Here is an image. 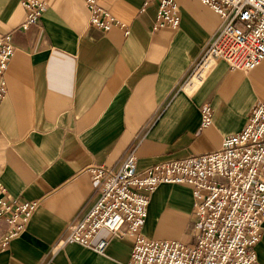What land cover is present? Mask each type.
<instances>
[{
  "label": "crops",
  "instance_id": "1",
  "mask_svg": "<svg viewBox=\"0 0 264 264\" xmlns=\"http://www.w3.org/2000/svg\"><path fill=\"white\" fill-rule=\"evenodd\" d=\"M41 1V19L23 29L22 0H0V32L15 45L0 104V177L9 197L38 203L25 231L0 245V264H127L132 238L107 229L105 254L58 245L100 196L90 168L117 170L132 150L142 171L219 149L264 100V60L251 71L219 61L190 92L183 86L224 23L200 0H175L180 25L162 28L157 0L145 10L146 0H99L124 24L109 31L92 25L86 0ZM205 102L214 118L201 128ZM194 224L191 187L161 184L142 233L193 244ZM11 229L0 218V240ZM257 253L264 264V226Z\"/></svg>",
  "mask_w": 264,
  "mask_h": 264
},
{
  "label": "built area",
  "instance_id": "2",
  "mask_svg": "<svg viewBox=\"0 0 264 264\" xmlns=\"http://www.w3.org/2000/svg\"><path fill=\"white\" fill-rule=\"evenodd\" d=\"M153 0H146L142 10ZM223 18V26L205 47L184 89L194 92L219 61L231 69L251 71L264 60V0H200ZM92 25L109 31L124 26L99 0H86ZM26 18L21 27L38 23L46 7L41 0H22ZM180 9L175 0H159L155 27H178ZM129 33V30H126ZM15 53L13 37L0 32V104L7 87L5 73ZM211 102L201 106V128L213 123ZM100 185V196L78 221L68 225L59 246L77 243L105 254L109 240L102 229L133 240L127 264H259L257 245L264 226V100L251 111L247 125L226 136L219 149L182 159L160 162L142 171L135 151L119 169L90 168ZM161 184L187 185L194 197L195 242L153 240L142 233L151 194ZM38 203L6 194L0 177V218L12 225L0 240L25 231Z\"/></svg>",
  "mask_w": 264,
  "mask_h": 264
},
{
  "label": "rangeland",
  "instance_id": "3",
  "mask_svg": "<svg viewBox=\"0 0 264 264\" xmlns=\"http://www.w3.org/2000/svg\"><path fill=\"white\" fill-rule=\"evenodd\" d=\"M157 2L159 3V0H157Z\"/></svg>",
  "mask_w": 264,
  "mask_h": 264
}]
</instances>
